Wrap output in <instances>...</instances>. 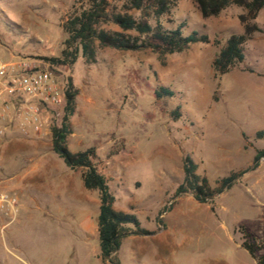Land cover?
<instances>
[{"label": "rangeland", "instance_id": "1", "mask_svg": "<svg viewBox=\"0 0 264 264\" xmlns=\"http://www.w3.org/2000/svg\"><path fill=\"white\" fill-rule=\"evenodd\" d=\"M74 2L0 0V59L26 58L62 83L72 78L79 95L70 150L95 147L114 208L136 215L155 233L124 239L120 263L257 264L242 247L238 229L245 227L264 243V159L251 170L257 150L264 148V140L255 138L264 130V33L245 45L242 64L216 76L213 60L231 35L243 32L244 10L230 6L204 19L195 0H181L161 24L175 30L184 22V36L205 34L210 44L194 43L164 56L151 49L98 47L94 63L80 57L73 66L53 67L41 58L63 50L62 24ZM254 23L264 31V8ZM146 83L170 88L175 96L169 110L179 108L181 116H162ZM219 135L224 140L215 139ZM185 154L212 187L233 172L250 170L201 203L190 192L177 194ZM82 174L54 153L51 130L23 137L13 128L7 134L0 142V186L18 196L20 213L4 231L0 223V264H102L99 195L85 189ZM80 223L83 241L74 236Z\"/></svg>", "mask_w": 264, "mask_h": 264}, {"label": "trees", "instance_id": "2", "mask_svg": "<svg viewBox=\"0 0 264 264\" xmlns=\"http://www.w3.org/2000/svg\"><path fill=\"white\" fill-rule=\"evenodd\" d=\"M181 0H75L73 9L62 24L67 34L64 48L59 56L42 57L53 67L73 66L80 57L87 63L96 61L98 47L113 48L121 51H142L151 49L161 56L180 54L191 44H210L211 39L205 34L192 32L184 36L181 23L175 30H167L161 24L163 17L171 14ZM204 19L219 16L230 6L244 10L239 15L243 26L241 34L231 35L213 60L216 76H223L245 61V45L256 33L264 31L254 21L264 8V0H195ZM151 17L155 24L151 23ZM112 25L118 29H107ZM214 43L219 44L218 41ZM66 102L60 122L51 125L52 149L71 170L82 169V182L86 190L99 195V213L97 218L100 258L103 264H121L118 252L124 239L130 236H151L155 233L142 227L134 214L114 208L116 198L111 191L108 179L97 166L98 153L95 147L73 152L68 146L72 134L71 118L76 111V99L79 90L75 88L71 77L64 82ZM151 90L155 104L162 116L179 118V108L169 110V102L175 93L168 87L159 85ZM257 140H264V130L255 134ZM264 159V148L257 150L251 170L259 167ZM184 179L177 188V194L190 192L201 203H206L220 194L235 179L244 176L249 169L233 172L212 187L206 176L198 174V165L190 154L183 156ZM242 234V247L245 248L257 264H264V243L257 241L247 233L245 227H239Z\"/></svg>", "mask_w": 264, "mask_h": 264}, {"label": "built area", "instance_id": "3", "mask_svg": "<svg viewBox=\"0 0 264 264\" xmlns=\"http://www.w3.org/2000/svg\"><path fill=\"white\" fill-rule=\"evenodd\" d=\"M65 102V84L35 61L0 59V142L13 128L23 137L47 133ZM19 205L18 196L0 186V214L6 219L2 231L17 220Z\"/></svg>", "mask_w": 264, "mask_h": 264}, {"label": "crops", "instance_id": "4", "mask_svg": "<svg viewBox=\"0 0 264 264\" xmlns=\"http://www.w3.org/2000/svg\"><path fill=\"white\" fill-rule=\"evenodd\" d=\"M218 130V129H217ZM258 132V131H257ZM256 132V133H257ZM255 133V134H256ZM216 134H220V132L219 131H217L216 133H215V135ZM215 139H217V140H219V141H221V140H224V138L222 139L221 137H220V135L217 137H215ZM257 153V152H256ZM256 155V154H255ZM83 184V183H82ZM84 186V185H83ZM0 223H2L3 225H5V223H6V219H5V217H3L2 215H0ZM49 226L51 225V224H48ZM70 227H71V225H69ZM9 227V226H8ZM7 227V228H8ZM78 231H79V233H74V236L76 237V238H78V240H80V241H83V237H82V231H83V225H82V223H80L79 224V228H78ZM96 233H97V235H98V225H97V228H96ZM12 236L8 233V239H9V241H10V243H12ZM0 256L1 257H3L2 256V254L0 253ZM101 259V258H100ZM102 262V261H101ZM103 264V263H102Z\"/></svg>", "mask_w": 264, "mask_h": 264}]
</instances>
